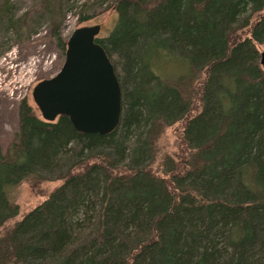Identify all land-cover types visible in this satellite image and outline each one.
I'll return each mask as SVG.
<instances>
[{
  "label": "trees",
  "instance_id": "obj_1",
  "mask_svg": "<svg viewBox=\"0 0 264 264\" xmlns=\"http://www.w3.org/2000/svg\"><path fill=\"white\" fill-rule=\"evenodd\" d=\"M245 1L112 0L117 25L95 41L122 90L120 121L126 128L147 117L149 163L164 129L181 121L179 158L163 177L148 165L116 167L109 152L95 149L115 141L117 128L107 135L79 132L67 116L45 121L22 99L18 130L0 157V178H19L56 146L74 142L90 152L21 219L0 230V264H264V70L256 49L264 42V0H253L244 23L227 32ZM64 2L40 0L62 55ZM137 5L149 11L143 24ZM6 6L0 0V14ZM87 19L83 14L77 22ZM175 65L180 71L171 70ZM150 76L159 88L148 85ZM27 176L32 187L48 179ZM27 176L0 187V206L8 211L0 227L17 215L10 190ZM141 177L148 188H137ZM128 225L138 235L154 230L128 243Z\"/></svg>",
  "mask_w": 264,
  "mask_h": 264
},
{
  "label": "rangeland",
  "instance_id": "obj_2",
  "mask_svg": "<svg viewBox=\"0 0 264 264\" xmlns=\"http://www.w3.org/2000/svg\"><path fill=\"white\" fill-rule=\"evenodd\" d=\"M6 1L7 6L5 8L7 11L0 14V77L3 80V90L0 91V157L5 154L18 130L17 109L19 102L22 99H26L27 103L40 116L37 107L32 101V89L40 80L53 76L59 70L64 60V55L56 47L55 38L49 33L48 18L43 9L40 8V0ZM111 2L112 0H65L64 23L60 31L62 38L67 40L72 30L76 27L93 24L100 25L99 38L107 36L117 25V19H119L118 13L111 5ZM244 3L242 10H239L235 14L233 21L231 20L232 22L229 23L227 32L240 27L244 23L246 16L252 11L253 0H246ZM134 11L137 20L141 24L147 21L149 11L142 10L140 5L135 6ZM83 14H86L88 19L78 23V17ZM23 17H25L24 23L22 22ZM255 17L252 19L254 20ZM165 48L174 54L178 52L177 49L171 46H166ZM256 49L258 52L263 51L264 42L256 44ZM19 63H22L20 66L24 65V67H16ZM12 68H15L16 79H19L17 83L18 89L14 90L13 95L10 94L11 89H9L11 84H8L9 78L12 77ZM171 70L178 72L180 71V67L175 65L171 67ZM148 85L159 88L161 84L158 83L156 78L150 76V84ZM166 87L176 90L173 84ZM123 112L125 113L122 109L121 118L124 115ZM146 118L143 115L139 122H136L133 126L127 125L126 128H124L123 123L120 121L116 130L115 141L99 144L95 150L109 152L111 164L116 167L127 166L141 169L145 165H148L154 174L161 177L168 176L170 171L175 167L176 160L179 158L178 132L182 129V123L179 121L164 129L156 141L155 158L149 163L150 144L145 133L148 124ZM166 121L170 122L168 118ZM116 143H120V147ZM66 146L65 148L56 146L57 149L55 148V151L50 148V154L43 159L44 162L35 163L32 169L23 173L25 176L31 173H38L48 178L47 181H43L41 185L37 184L32 187L30 185L31 178L27 176V180L11 188V197H13L14 202L18 205V213L8 219L0 227V230L5 229L7 225L10 226V223L21 219L25 213L37 204L40 198H44L43 196L47 195L62 182L57 177L63 174L74 161L90 152L86 149H82V151L77 149L74 142ZM246 168V164H242L239 167V169H242V172L238 175L240 180L246 174ZM24 175L8 180L0 178V187L5 184L17 183L16 180L22 178ZM141 181L143 182L142 177L139 184L137 183V188L139 185L145 186L142 187L143 189L148 188L147 182L141 183ZM103 182L104 177L100 179V190L103 189ZM7 215L8 211L5 206H0V219ZM126 229L130 234L128 241L130 243L136 239H145L154 230V227H148V229L143 230V233L139 235L135 232L134 226L128 225ZM200 252H202V248H200ZM194 258L196 259V255L190 258V261L192 262Z\"/></svg>",
  "mask_w": 264,
  "mask_h": 264
},
{
  "label": "water",
  "instance_id": "obj_3",
  "mask_svg": "<svg viewBox=\"0 0 264 264\" xmlns=\"http://www.w3.org/2000/svg\"><path fill=\"white\" fill-rule=\"evenodd\" d=\"M99 32V24L74 28L59 70L34 85L32 101L43 120L53 122L65 115L75 130L100 135L118 127L122 90L113 64L95 41ZM259 63L264 70V50Z\"/></svg>",
  "mask_w": 264,
  "mask_h": 264
},
{
  "label": "built area",
  "instance_id": "obj_4",
  "mask_svg": "<svg viewBox=\"0 0 264 264\" xmlns=\"http://www.w3.org/2000/svg\"><path fill=\"white\" fill-rule=\"evenodd\" d=\"M21 64L19 63V65L16 66V67H20V68L24 67V65H22V67H21L20 66ZM33 65H34V61H33ZM12 69H13L12 77H10L9 80H8V84H11V87L9 88V89H11V91H10L11 95H13V92H14L15 89H18L17 83L19 82V79H16L17 77H16V74H15V68H12ZM2 82H3V80L0 77V91L3 90ZM1 86H2V88H1Z\"/></svg>",
  "mask_w": 264,
  "mask_h": 264
}]
</instances>
